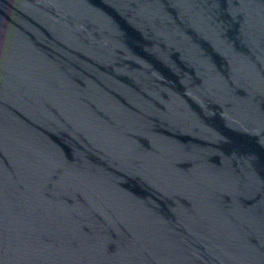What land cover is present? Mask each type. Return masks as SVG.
Wrapping results in <instances>:
<instances>
[{
    "label": "water",
    "instance_id": "95a60500",
    "mask_svg": "<svg viewBox=\"0 0 264 264\" xmlns=\"http://www.w3.org/2000/svg\"><path fill=\"white\" fill-rule=\"evenodd\" d=\"M0 264H264V0H0Z\"/></svg>",
    "mask_w": 264,
    "mask_h": 264
}]
</instances>
